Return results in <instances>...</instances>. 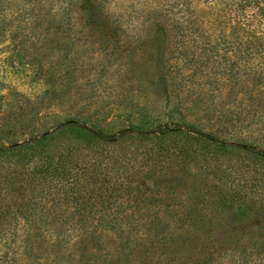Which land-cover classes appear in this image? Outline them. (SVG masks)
<instances>
[{"label": "rangeland", "instance_id": "obj_1", "mask_svg": "<svg viewBox=\"0 0 264 264\" xmlns=\"http://www.w3.org/2000/svg\"><path fill=\"white\" fill-rule=\"evenodd\" d=\"M260 151L264 0H0V264H264Z\"/></svg>", "mask_w": 264, "mask_h": 264}, {"label": "trees", "instance_id": "obj_2", "mask_svg": "<svg viewBox=\"0 0 264 264\" xmlns=\"http://www.w3.org/2000/svg\"><path fill=\"white\" fill-rule=\"evenodd\" d=\"M74 130L81 132L82 135L95 138V139H101L110 141L112 139H115L118 134H109L106 132H103L101 130H96L93 128H88L86 126H77L74 125ZM128 131H133L136 136L142 137V138H148L149 136H153L156 138H162L167 137L169 135H175V136H182V135H198V139H204V140H196V142H201L202 144H208V143H217L220 148L226 149L227 144L224 143L222 140H211L214 139L213 135L209 133H202L200 130H192V129H186L183 130L182 128L176 126V127H169L167 124L163 123H157L155 124L154 128L152 130H143L141 128L131 126L130 128L124 129L121 131L120 134L126 133ZM150 134V135H149ZM196 136V137H198ZM193 137V136H192ZM260 154L264 157V151H260Z\"/></svg>", "mask_w": 264, "mask_h": 264}]
</instances>
